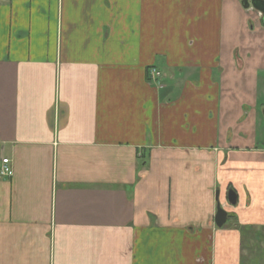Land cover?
I'll use <instances>...</instances> for the list:
<instances>
[{
	"label": "crops",
	"instance_id": "1",
	"mask_svg": "<svg viewBox=\"0 0 264 264\" xmlns=\"http://www.w3.org/2000/svg\"><path fill=\"white\" fill-rule=\"evenodd\" d=\"M263 22L0 0V264H264Z\"/></svg>",
	"mask_w": 264,
	"mask_h": 264
},
{
	"label": "water",
	"instance_id": "2",
	"mask_svg": "<svg viewBox=\"0 0 264 264\" xmlns=\"http://www.w3.org/2000/svg\"><path fill=\"white\" fill-rule=\"evenodd\" d=\"M245 8H254L262 14V19L264 21V0H241ZM264 23V22H263ZM231 202L235 203L236 199L230 198ZM227 212L220 205L218 206V211L216 214V223L219 227H222L227 219Z\"/></svg>",
	"mask_w": 264,
	"mask_h": 264
},
{
	"label": "built area",
	"instance_id": "3",
	"mask_svg": "<svg viewBox=\"0 0 264 264\" xmlns=\"http://www.w3.org/2000/svg\"><path fill=\"white\" fill-rule=\"evenodd\" d=\"M151 77L153 79H157V77H160V74L158 73L156 68H153L151 70ZM12 161L8 157H3L1 159V165H0V176L3 177H12L14 175V169L12 167Z\"/></svg>",
	"mask_w": 264,
	"mask_h": 264
},
{
	"label": "trees",
	"instance_id": "4",
	"mask_svg": "<svg viewBox=\"0 0 264 264\" xmlns=\"http://www.w3.org/2000/svg\"><path fill=\"white\" fill-rule=\"evenodd\" d=\"M152 69V68H151ZM151 69H150V71H151ZM150 73V72H149ZM149 73H148V76H149V78H150V75H149ZM151 80V79H150Z\"/></svg>",
	"mask_w": 264,
	"mask_h": 264
}]
</instances>
